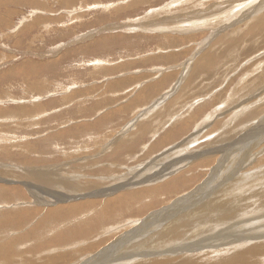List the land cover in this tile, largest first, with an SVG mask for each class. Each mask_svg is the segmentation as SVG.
<instances>
[{
    "label": "rangeland",
    "instance_id": "rangeland-1",
    "mask_svg": "<svg viewBox=\"0 0 264 264\" xmlns=\"http://www.w3.org/2000/svg\"><path fill=\"white\" fill-rule=\"evenodd\" d=\"M263 75L264 0H0V264H86L239 177L217 219L256 234L203 263L263 264Z\"/></svg>",
    "mask_w": 264,
    "mask_h": 264
},
{
    "label": "bare ground",
    "instance_id": "bare-ground-1",
    "mask_svg": "<svg viewBox=\"0 0 264 264\" xmlns=\"http://www.w3.org/2000/svg\"><path fill=\"white\" fill-rule=\"evenodd\" d=\"M195 67L196 66H194V69H195ZM203 99H205V98H203ZM118 141H119V139H118ZM255 144H257V143H255ZM108 149H110V148H108ZM185 149H187V148H185ZM248 174H250V173H248ZM255 175L256 174H254V177H255ZM212 178H213V176H212ZM214 178H215V176H214ZM252 180H255V179H252ZM228 181L229 180H227V182L224 184L225 185L224 187H223V182H221V181L220 182L222 184L219 183L220 185L216 187V188H219V189H217V191L220 190V189L222 190L223 194L227 196L226 198L225 197L217 196L218 194L215 192L216 189L212 188L214 190L211 191V192L208 191L209 194L205 195L201 199V200L207 199V201L201 202L200 200H197L196 199L194 201L193 205H192V208L185 207L183 205V203H181V202H180L181 205H179V207H176V204L175 205L174 204H171L172 206H170L166 210L165 218L158 217V216H163L164 214H162V215L156 214V216L159 219L158 218H154L153 216H149L148 219H145L143 221H140L139 224H136V227H133L134 225L132 226V224H135L137 221H134L135 223H132L131 225H129V224L122 225V228L124 230L126 228H128V230H126V231H124V230H118L117 231L118 232V235H116L115 237H113V238H119L116 241H114L113 238H110V236H109V232L110 231L109 230L106 231V232H103L102 235H104V237L102 239H100V242L97 243V244L88 243L87 246H86V251H85L86 254L83 257L81 256L82 259H79V260L77 259V260L78 261H84V262L87 261L86 264H190L191 262L197 264V262L198 263H203V262H206V261L208 262V260L215 259L214 257L217 256V255H218V257L224 255L225 257L224 256L223 257L225 259H228L226 257L225 249H229L230 251L233 252V246L236 243L242 242L245 237H248V236L253 237L256 234V231L255 230L250 229L248 227L247 228L245 227V229L247 231L242 232L241 230L238 229V227H236V225H233L232 226L235 229L233 231L230 229V227L229 228L226 227V229H223L225 227V225L227 223H229L230 220L232 221V219H234V218H231L230 217V218L217 219V215L219 213H221L223 217L226 215L224 213L226 206H229L230 209H231V211L233 213H236V211H244V212L245 211H250L249 209H246L248 207V206L246 207V205H242L241 207H239V205H241L240 204L241 202H240L238 196H233V195H237V191L242 187V184L244 183L245 178L242 179V177L241 178L239 177V179L236 180V182H234V183H232V182L229 183ZM64 186L66 188L73 187L69 183L64 184ZM198 188H201V186L198 187ZM198 188L196 189L197 191L199 190ZM228 195H230V196H228ZM63 197H65V195ZM63 197L60 198V201H61V199ZM185 197H187V198L186 199H183ZM201 197H202V194L200 196H198V199L201 198ZM79 198H80V196H79ZM189 198H191V195L184 196L181 199L176 200L175 202H179L181 200L184 201V200H187ZM192 198H193V196H192ZM261 199L262 198L260 197V200ZM109 200H111V199H109ZM198 202H200L201 206L199 205ZM238 203H239V205H238ZM91 205H93V204L92 203L91 204L88 203L86 205H78V209H81V207H84V206H90L91 207ZM263 207H264V205H263ZM177 208H179V209H177ZM244 212H243V214H247V212L246 213H244ZM157 219L159 220V223L157 225H153V222L156 221ZM260 222H264V220H261ZM195 223H203L204 224V227L201 228V229L194 230V231L190 232L189 234H183L181 237L178 236L175 233L170 234L171 231L173 230V228L175 226H177L179 228H182V229H188V228L192 227ZM118 227H120V226H118ZM154 227H156L157 229L154 228ZM209 227H215L214 228L215 231L212 232V236L211 237L207 234V232L210 231L209 229H207ZM258 229L260 230L261 228H258ZM161 230H165L167 232V234L166 235H161L159 233ZM123 231H124V234L122 235L121 233H123ZM202 236H204V239H200ZM208 237H210V238H208ZM239 238H242V239H240L238 241ZM92 240L96 241V239H92ZM112 241H113L112 244H110L107 247H103L104 249L99 250V252L96 250L99 246H101V245H103V244H105L107 242H110L111 243ZM212 242L214 243V246H212L210 244ZM261 242H264V239H261ZM261 242H258V243L261 244ZM262 246L264 247V245H262ZM244 248H242V249H244ZM95 250L97 252H94ZM229 250H228V252H230ZM238 252L240 253V251H238ZM258 252H259V250H258ZM219 253H220V255H219ZM241 254H243V253H241ZM90 255H92V256H90ZM233 255L234 254H232V256ZM181 256H182V259L180 260ZM234 256L236 257V253H235ZM247 256H249V255H247ZM85 257H86V259H84ZM256 257H257V255H256ZM249 258H251V256ZM64 259L65 258L60 257L59 260L65 261ZM234 259H237V258H234ZM239 259H241V258H239ZM263 259H264V256H263ZM13 260H15V259H11L9 261H6L3 264H33L32 262H29V261H27L26 263H23L22 260H15L14 262H13ZM68 261H71V260L68 259ZM215 261H213V262H215ZM220 261H221V259H220ZM224 261L223 262L221 261V262L222 263H225ZM238 261L240 262V260H238ZM251 261L246 260L247 264H248V262H249V264H251L250 263ZM221 262H218V263H221ZM227 263H225V264H227ZM229 263H231V262H229ZM35 264H41V263L37 262Z\"/></svg>",
    "mask_w": 264,
    "mask_h": 264
}]
</instances>
